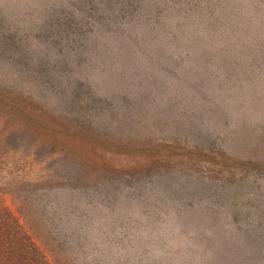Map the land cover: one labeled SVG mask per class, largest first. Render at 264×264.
I'll list each match as a JSON object with an SVG mask.
<instances>
[{
    "label": "rangeland",
    "instance_id": "obj_1",
    "mask_svg": "<svg viewBox=\"0 0 264 264\" xmlns=\"http://www.w3.org/2000/svg\"><path fill=\"white\" fill-rule=\"evenodd\" d=\"M2 211L37 264H264V0H0Z\"/></svg>",
    "mask_w": 264,
    "mask_h": 264
},
{
    "label": "trees",
    "instance_id": "obj_2",
    "mask_svg": "<svg viewBox=\"0 0 264 264\" xmlns=\"http://www.w3.org/2000/svg\"><path fill=\"white\" fill-rule=\"evenodd\" d=\"M2 199V198H1ZM16 224V223H15ZM20 228H14L5 215L0 213V264H37L36 254L33 251L22 250L27 245L18 237Z\"/></svg>",
    "mask_w": 264,
    "mask_h": 264
}]
</instances>
